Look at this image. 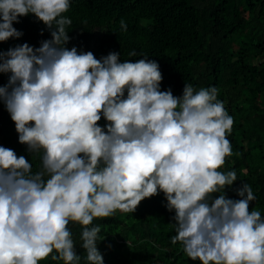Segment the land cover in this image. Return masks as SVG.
Returning <instances> with one entry per match:
<instances>
[{
  "label": "clouds",
  "instance_id": "9594fccd",
  "mask_svg": "<svg viewBox=\"0 0 264 264\" xmlns=\"http://www.w3.org/2000/svg\"><path fill=\"white\" fill-rule=\"evenodd\" d=\"M69 8L70 0H0V42L22 36L13 22L29 14L52 37L0 51V73H10L0 102L19 143L42 153L33 173L24 155L0 146V264H39L50 255L80 264L69 222L82 228L87 264H104L94 219L133 213L160 192L175 212L171 243L191 260L264 264V218L249 210L253 189L244 183L241 199L227 198L237 173L218 170L232 155L226 134L234 124L218 89L185 84L177 97L160 90L159 64L147 56L120 62L116 51L97 59L69 49Z\"/></svg>",
  "mask_w": 264,
  "mask_h": 264
},
{
  "label": "trees",
  "instance_id": "16d2710c",
  "mask_svg": "<svg viewBox=\"0 0 264 264\" xmlns=\"http://www.w3.org/2000/svg\"><path fill=\"white\" fill-rule=\"evenodd\" d=\"M63 15L72 19L66 28L69 49L91 51L97 59L116 51L120 62L147 56L159 64L160 90L171 89L177 97L182 96L185 84L195 90L218 89L217 98L234 119L231 133L226 134L232 155L218 170H235L237 180L226 186L225 195L241 199L236 189L249 184L256 196L249 210L260 211L264 218V0H70ZM121 20L126 30L121 28ZM13 27L22 36L0 42V51L24 43L40 47L41 41L52 38L34 14L19 17ZM132 51L137 55L129 56ZM9 75L0 73V86L8 83ZM98 123L103 127L108 122L102 118ZM0 146L24 155L33 173L42 169V153L29 152L26 144L19 143L3 102ZM212 195L215 198L220 193ZM166 204L160 192L142 200L133 213L117 210L110 217L95 218L93 224L101 226L99 235L104 238L97 243L104 264H201L187 256L180 242L171 243L176 234L175 212ZM68 228L80 264H87L81 226L69 222ZM39 264L64 262L52 260L50 255Z\"/></svg>",
  "mask_w": 264,
  "mask_h": 264
}]
</instances>
